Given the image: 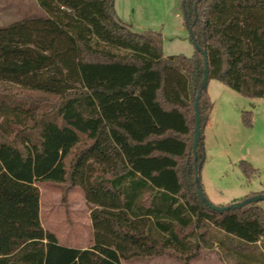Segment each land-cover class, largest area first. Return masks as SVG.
I'll list each match as a JSON object with an SVG mask.
<instances>
[{"label": "trees", "instance_id": "1", "mask_svg": "<svg viewBox=\"0 0 264 264\" xmlns=\"http://www.w3.org/2000/svg\"><path fill=\"white\" fill-rule=\"evenodd\" d=\"M38 4L42 15L0 25V264H190L216 245L237 264H264V200L214 210L196 179L207 197L214 103L202 51L208 84L264 98V0H183L191 56H166L161 34L125 23L116 0ZM242 118L251 125L252 112ZM40 182L84 190L92 246H65L44 228Z\"/></svg>", "mask_w": 264, "mask_h": 264}, {"label": "rangeland", "instance_id": "2", "mask_svg": "<svg viewBox=\"0 0 264 264\" xmlns=\"http://www.w3.org/2000/svg\"><path fill=\"white\" fill-rule=\"evenodd\" d=\"M116 3L118 16L125 23L138 31L153 30L161 34L166 56L194 54L195 45L184 18L183 0H116ZM42 14L38 0H0V25ZM207 89L214 106L203 131L205 161L201 181L209 201L226 207L264 191V98L245 97L216 79L209 81ZM243 111L252 112L251 125L244 123ZM241 160L254 166L256 171L252 176H246L241 170ZM38 186L44 228L54 232L61 243L90 247L94 232L84 190L80 186L70 187L68 183L40 182ZM203 250L190 264H206V256H226L217 245ZM225 258L227 264H237V257ZM123 264L181 263L164 255Z\"/></svg>", "mask_w": 264, "mask_h": 264}, {"label": "water", "instance_id": "3", "mask_svg": "<svg viewBox=\"0 0 264 264\" xmlns=\"http://www.w3.org/2000/svg\"><path fill=\"white\" fill-rule=\"evenodd\" d=\"M203 55H204V61H205V74H204V78H203V83H202V87L205 88L208 86V79H209V62H208V55H207V51L203 50L202 51ZM195 109H196V126H195V132H194V141H193V152L195 155H197V150H198V145H199V141H200V137H201V113L199 110V104H198V99L196 101L195 104ZM197 182H198V194L201 197V199L212 209L214 210H218V211H224V210H228V209H232L235 207H239V206H243L249 202H253V201H259V200H264V194L262 195H257L254 197H251L249 199H246L244 201H240L238 203H234L230 206H226V207H220L217 205L212 204L209 199L205 196L204 192L201 189L200 186V181H199V176L197 175L196 177Z\"/></svg>", "mask_w": 264, "mask_h": 264}, {"label": "crops", "instance_id": "4", "mask_svg": "<svg viewBox=\"0 0 264 264\" xmlns=\"http://www.w3.org/2000/svg\"><path fill=\"white\" fill-rule=\"evenodd\" d=\"M116 11H117V14L119 15L118 10H117V3H116ZM209 95H210V93H209ZM40 217H41V222H42V204H41V210H40ZM90 220H91V210H90ZM42 225H43V222H42ZM91 226L93 228L92 220H91ZM93 232H94V229H93ZM59 242H60V240H59ZM61 244L65 245V246H69V247H74V248H81V249L88 248V247H80V246L75 245V244H64V243H61ZM93 244H94V234H93ZM258 244H260V242H258ZM206 249L209 250L210 248H206ZM203 252H205V250L202 251L200 256H203ZM205 263L206 264H227V259L225 257H215V258L212 257V258H210V257L206 256V262Z\"/></svg>", "mask_w": 264, "mask_h": 264}]
</instances>
